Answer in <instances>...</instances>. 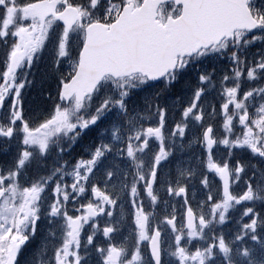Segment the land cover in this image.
I'll return each mask as SVG.
<instances>
[{"label": "snow or ice", "instance_id": "snow-or-ice-1", "mask_svg": "<svg viewBox=\"0 0 264 264\" xmlns=\"http://www.w3.org/2000/svg\"><path fill=\"white\" fill-rule=\"evenodd\" d=\"M0 264H264V0H0Z\"/></svg>", "mask_w": 264, "mask_h": 264}]
</instances>
